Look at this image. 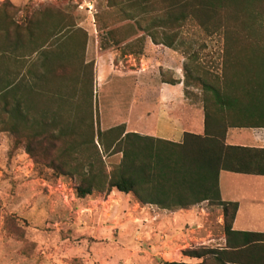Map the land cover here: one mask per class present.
<instances>
[{
	"label": "trees",
	"instance_id": "16d2710c",
	"mask_svg": "<svg viewBox=\"0 0 264 264\" xmlns=\"http://www.w3.org/2000/svg\"><path fill=\"white\" fill-rule=\"evenodd\" d=\"M63 1V0H62ZM64 2V1H63ZM129 3L131 9H125ZM264 0H107L120 8L139 34L154 44L173 47L188 19H195L209 36L223 34L220 74L204 73L201 98L204 133L185 132L181 143L126 132L123 124L95 128L86 106L76 121L34 106L32 96H47L52 69L51 51L86 33L64 6L40 2L23 23L14 19L11 0L0 2V132L14 136L37 168L51 170L55 178L69 177L77 199L110 194L113 189L132 193L141 204L177 210L205 203L211 212L221 209L225 244L184 249L196 262L161 261L160 264H264V232L237 231L233 223L238 203L220 195L222 170L264 176V148L226 143L229 128L264 127ZM263 5V6H262ZM15 13V12H14ZM261 17L263 19H261ZM57 21L49 27L45 21ZM259 20V22H257ZM146 22V23H145ZM145 23V24H144ZM156 27L163 28L158 38ZM74 33V34H73ZM111 29L98 34L109 36ZM118 42V41H115ZM121 43L125 39L120 40ZM120 43V44H121ZM39 54L37 59L31 56ZM53 56V55H52ZM88 81H81L86 91ZM184 84L189 86L185 79ZM86 102V101H85ZM84 102V103H85ZM120 154L107 167L104 157ZM19 240L24 236L14 232ZM22 251L30 254L25 246Z\"/></svg>",
	"mask_w": 264,
	"mask_h": 264
},
{
	"label": "rangeland",
	"instance_id": "374dc122",
	"mask_svg": "<svg viewBox=\"0 0 264 264\" xmlns=\"http://www.w3.org/2000/svg\"><path fill=\"white\" fill-rule=\"evenodd\" d=\"M63 1H17L15 11L9 9L14 19L23 23L25 16L30 15L38 3L60 4L76 18L77 27L86 33L85 46L82 43L85 35L82 34L79 43H74L75 35L73 42L72 39L68 40V43L60 44L57 50L55 47L48 48L53 55L50 61L53 70L46 84L47 96L42 100L32 96V102L34 106L47 108L50 114L62 116L64 120L71 115L74 121L86 106V110L92 112L95 128L105 130L101 127L100 117L111 120L114 114L120 116L129 101L131 86L126 84L125 97L120 99H113V80L106 86H97L93 62L86 55L90 35L95 39L97 32L99 34L103 29H111L109 36L101 37L103 48L107 44L117 46L122 39H125L126 47L131 50L153 42L147 33L139 34L132 21H125L120 8L108 6L107 0ZM131 8L127 2L125 9ZM257 9L263 11L264 8ZM56 21L55 18H48L45 23L51 27ZM155 31L161 38L163 28L156 27ZM174 32L177 37L173 47L184 56L181 74L189 82L191 95L200 99L202 88L199 79L206 72L221 73L223 34L220 31L207 35L192 18L181 28L174 29ZM38 57L39 54H35L31 59ZM150 75L148 83L154 85V76ZM84 78L90 81L87 82L86 91L80 87ZM120 157V154L108 155L104 161L110 168L120 161ZM73 187L74 183L69 177L55 178L51 170L37 168L25 153L23 144L16 143L12 134L0 132V264H136V259L145 264L155 263L153 256L146 260L141 258L139 242H134L137 243L134 246L140 247L137 257L128 254L125 248L127 242L121 234L128 229L115 222L109 227H93L89 219L78 214ZM207 210L210 212L209 225L214 230L215 241L206 246L220 247L223 227L217 223L218 213ZM97 228L96 231L102 234L100 238L94 239L92 229ZM14 232L24 236L26 241L19 240ZM198 245L203 244L193 246ZM23 246L30 254L22 251Z\"/></svg>",
	"mask_w": 264,
	"mask_h": 264
},
{
	"label": "crops",
	"instance_id": "0c3cea01",
	"mask_svg": "<svg viewBox=\"0 0 264 264\" xmlns=\"http://www.w3.org/2000/svg\"><path fill=\"white\" fill-rule=\"evenodd\" d=\"M11 1L15 4L24 0ZM89 39L86 55L93 62L97 86H106L113 80V99L124 98L126 84L131 86L122 114L112 115L111 120L100 117L102 128L106 130L123 124L126 132L176 143L182 142L185 132L204 133L203 101L201 95L200 99L191 95L184 84L181 74L184 56L177 48L151 43L131 50L126 42L117 46L107 44L103 48L98 42V32L95 39L91 35ZM150 74L154 76V85L148 83ZM226 143L264 148V127L229 128ZM219 189L222 200L238 203L234 230L264 232V176L222 170ZM76 202L77 213L89 219L93 227H109L115 222L128 229L121 232L128 254L136 258L141 247V258L146 260L153 256V264L197 261L182 251L194 244L208 245L215 241L205 203L169 210L154 204H141L132 193L117 189L110 194L95 193L86 199H76ZM215 212L218 213L217 223L223 227L222 210L219 208ZM98 229H92L94 239L102 234L96 231ZM220 239V246H223L224 231ZM134 242H139L140 247L134 246L137 244ZM136 264L145 263L136 259Z\"/></svg>",
	"mask_w": 264,
	"mask_h": 264
}]
</instances>
